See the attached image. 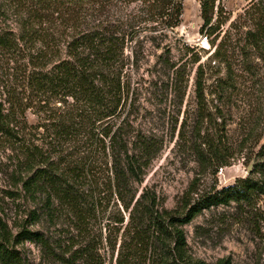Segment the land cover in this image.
<instances>
[{
	"label": "trees",
	"instance_id": "obj_1",
	"mask_svg": "<svg viewBox=\"0 0 264 264\" xmlns=\"http://www.w3.org/2000/svg\"><path fill=\"white\" fill-rule=\"evenodd\" d=\"M61 1L70 7L66 14L75 29L63 58L50 59L45 38L26 25L18 35L0 32V137L20 151L17 160L31 173L23 182L26 193L43 194L48 205L56 202L82 232L102 215L105 233L101 237L99 228L96 239L74 250L68 247L63 254L28 230L17 234V241L40 242L60 264H102L100 249L111 256V264H205L189 255L185 227L214 207L258 201L264 207V160L251 175L219 190L194 197L197 193L189 189L176 209L164 208L146 186L138 190L160 146L154 135L146 136L133 122L137 75L148 64L149 47L155 51L156 82L174 90L185 82V66L169 58L173 31L181 25L182 0H133L141 3V13L124 20L110 17V0ZM214 9L215 0L200 2L201 32L206 30L207 37L222 24L221 8ZM239 18L243 19L239 27L245 28L240 55L244 70L251 73L250 58L264 63V0H251ZM35 43L40 44L38 49L32 48ZM23 45H29L24 56ZM225 59L220 44L206 65H197L194 117L182 120L177 137L178 147L191 150L197 163L214 172L229 165L232 153L225 143L221 109L208 106L206 67L226 65ZM20 61L22 68L9 67ZM228 85L217 80L220 97ZM33 108L39 122L29 125L25 114ZM260 151L264 155V142ZM258 219L264 224L262 214ZM13 243L0 221V264H25ZM216 264L231 262L221 259Z\"/></svg>",
	"mask_w": 264,
	"mask_h": 264
},
{
	"label": "rangeland",
	"instance_id": "obj_2",
	"mask_svg": "<svg viewBox=\"0 0 264 264\" xmlns=\"http://www.w3.org/2000/svg\"><path fill=\"white\" fill-rule=\"evenodd\" d=\"M201 1L182 0L181 25L173 31L169 58L176 65L185 66L188 74L185 82L177 90L156 82L157 75L152 70L156 61L155 51L147 47L148 64L141 66L137 75L139 83L135 85L133 122L146 136L154 135L160 146L145 170L138 190L146 186L155 192L166 209H176L189 189L195 190L197 195L193 196L196 197L244 179L251 175L247 173L248 168L252 173L256 165L264 160L260 151L264 142V63L250 58L252 70L246 73L239 50L245 31L243 26L239 27L243 22L239 16L251 0H215L214 12L219 5L222 24L208 37L206 30L201 32ZM69 8L61 0L46 3L0 0V32L10 31L18 35L26 25L27 30H37L45 38L44 46L50 59L63 58L66 41L75 32L74 24L66 14ZM141 8L139 1L110 0L109 14L114 20H124L127 16L139 15ZM232 23L235 25L232 26ZM148 24L150 26L151 23ZM141 26L144 27L145 23ZM35 44L32 48L38 49L40 44ZM220 44L226 65L221 63L213 69L206 67L205 93L211 110L218 106L223 113L225 143L231 148L232 158L228 166L214 172V168L206 169L197 163L191 150L178 147L177 137L182 120L194 117V71L198 64L206 65L207 58ZM27 46L23 45V56L29 52ZM158 54L159 51L156 52ZM192 59H198V63L193 65ZM23 64V61L10 63L9 67L22 68ZM218 79L229 84L222 97L221 90L216 87ZM35 111L36 108L26 111L29 125L39 122ZM175 119L178 120L176 124ZM20 156V151L12 149L10 143L0 137V221L7 226L15 242L13 248L25 264L60 263L47 254L46 246L40 242L17 241L16 235L23 230L38 234L56 254H63L68 247L74 250L84 242L96 239L99 228L101 237L104 236L105 220L100 219L102 215L97 221L92 220L87 230L82 232L78 230L75 219L63 212L56 202L51 200L48 205L43 194L32 197L26 193L23 182L31 173L18 162ZM252 177L260 179L256 173ZM260 214L264 216L261 201L253 205L241 204L240 207L231 203L203 211L185 227L189 255L194 261L205 264H216L221 259H229L231 264H264V224L258 219ZM100 253L104 255L102 264H111V256L101 249Z\"/></svg>",
	"mask_w": 264,
	"mask_h": 264
},
{
	"label": "water",
	"instance_id": "obj_3",
	"mask_svg": "<svg viewBox=\"0 0 264 264\" xmlns=\"http://www.w3.org/2000/svg\"><path fill=\"white\" fill-rule=\"evenodd\" d=\"M247 173H248V174L251 173V168H248Z\"/></svg>",
	"mask_w": 264,
	"mask_h": 264
}]
</instances>
